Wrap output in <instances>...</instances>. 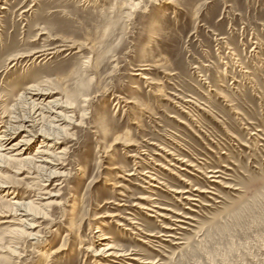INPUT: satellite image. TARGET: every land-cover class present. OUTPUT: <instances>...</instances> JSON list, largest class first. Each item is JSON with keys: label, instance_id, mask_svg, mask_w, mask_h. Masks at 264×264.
<instances>
[{"label": "rangeland", "instance_id": "rangeland-1", "mask_svg": "<svg viewBox=\"0 0 264 264\" xmlns=\"http://www.w3.org/2000/svg\"><path fill=\"white\" fill-rule=\"evenodd\" d=\"M32 84L72 120L47 191L3 171L0 264H264V0H0V121Z\"/></svg>", "mask_w": 264, "mask_h": 264}, {"label": "bare ground", "instance_id": "bare-ground-1", "mask_svg": "<svg viewBox=\"0 0 264 264\" xmlns=\"http://www.w3.org/2000/svg\"><path fill=\"white\" fill-rule=\"evenodd\" d=\"M41 85L32 84L25 89L24 100L31 109L29 112L24 110L25 113L23 114L18 112L1 117L0 191L4 192V195L11 194L15 186L3 171H14L16 175L28 172L29 177L38 179L36 184L44 186L43 190L45 191H47L46 186L48 187V183L56 176L55 168L60 164L56 159L59 153H57V149L59 143L63 141L61 139H63L64 127L68 126L70 120H72L70 118L72 116L69 114L73 113V107H70V104L62 103L58 99H51L50 95L53 94V91ZM16 136L19 137L14 139ZM33 140H39L40 143L34 153L30 155L28 150ZM11 165L15 167L14 170L9 168ZM41 200L37 197L38 204L34 202L26 203L24 200L19 199L11 202L12 212L7 214L12 216V222L17 224L15 233L23 234L31 240H38L40 234L35 231L38 224H36V216L33 212L40 206L45 205V202L43 203ZM59 251L61 249L54 252ZM97 254L115 257V259L126 255L122 250H117L109 241L102 244Z\"/></svg>", "mask_w": 264, "mask_h": 264}]
</instances>
